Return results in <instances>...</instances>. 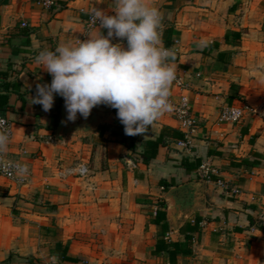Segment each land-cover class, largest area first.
I'll return each instance as SVG.
<instances>
[{"label": "crops", "instance_id": "0c3cea01", "mask_svg": "<svg viewBox=\"0 0 264 264\" xmlns=\"http://www.w3.org/2000/svg\"><path fill=\"white\" fill-rule=\"evenodd\" d=\"M43 1L0 0V72L20 86L19 94L6 93L4 115L12 129L6 155L29 169L24 183L0 177V264H30L27 258L32 264H170L166 253L150 254L156 241L184 242L180 229L196 219L198 232L187 233L193 253L177 256L175 264H264V0L220 6L150 0L162 15L163 47L164 31L172 29L168 48L176 50V72H185L187 89L173 84L170 100L189 97L192 130L180 128L172 111L145 135L126 136L117 110L102 104L96 129L58 138L61 96L49 112L31 104L36 84L52 81L35 57L95 35L99 27L86 25L93 10L114 15L115 5L54 0L55 7H46ZM232 33L240 34L238 43ZM213 41L217 48H205ZM220 52L231 53L228 63L217 60ZM228 106L247 108L238 123L220 121ZM167 128L186 138H173ZM164 129L155 158L144 163L145 143ZM202 162L215 171L211 182L196 176ZM77 163L88 166L85 178L58 176ZM158 210L169 228L164 235L153 223ZM57 244L70 260L57 257Z\"/></svg>", "mask_w": 264, "mask_h": 264}, {"label": "clouds", "instance_id": "9594fccd", "mask_svg": "<svg viewBox=\"0 0 264 264\" xmlns=\"http://www.w3.org/2000/svg\"><path fill=\"white\" fill-rule=\"evenodd\" d=\"M114 5V15L93 10V21L99 22L95 35L38 53L35 62L52 81L36 84L31 104L49 112L58 94L65 102L66 121L71 122L77 114L87 119L94 107L107 105L117 110L126 136L145 135L174 110L170 96L176 81L175 52L163 47L162 15L150 0H114ZM10 139L6 121L0 119V156L7 154ZM0 169L20 179L29 173L26 164L2 159Z\"/></svg>", "mask_w": 264, "mask_h": 264}, {"label": "trees", "instance_id": "16d2710c", "mask_svg": "<svg viewBox=\"0 0 264 264\" xmlns=\"http://www.w3.org/2000/svg\"><path fill=\"white\" fill-rule=\"evenodd\" d=\"M172 29L171 28H167L164 31L163 34V42H164V47L168 48L170 45V41H169V37L171 35ZM233 36V38L235 39V43H238L240 41V34L239 33H232L230 34ZM229 33H226L224 36V41L225 43L229 42ZM218 47V42L217 41H213L212 43L207 44V46L205 48H209V49H214ZM205 54V50L203 52ZM231 58V53L229 52H220L217 55V60L220 62H225L228 63V61ZM8 77V73L7 72H0V115L1 116H5V110L7 109V102H8V97H7V92H14L19 94V88L20 86L16 83H10L7 82L6 79ZM2 79V80H1ZM20 99L22 100V96L19 95ZM167 131L170 133V135L173 138H177L179 140H184L185 136L183 133L176 131V130H172V129H168ZM166 129L162 130V133L159 135V137L157 139H155L154 141H147L145 143V146L143 147V149L145 151H143L142 153V161L144 163H148L151 159L155 158L157 151H158V147L160 144L163 143V137L165 135ZM244 164H247V161H243ZM198 165V164H197ZM163 185H166V183L164 181L161 182ZM153 223L160 225L161 227V232L162 234H166L169 230L167 223L165 222V212L162 210H158L155 213V217L153 219ZM198 223L199 220L196 219L194 221V223L191 224H187L185 225L183 228L180 229L181 232H184L185 234V241L184 242H177V241H172L170 239L164 238V236H162L161 238H159L156 241V244L154 246V249L151 251V255L155 256V257H159V255L161 253H166L167 259L169 261L170 264H175L176 263V259L177 256L181 255V256H191L192 255V236L190 234L187 233H191V232H198ZM54 250L56 251V255L58 258H60L61 260H70L71 258L66 256V247H62L60 244L55 245ZM28 263L32 264L31 258H27Z\"/></svg>", "mask_w": 264, "mask_h": 264}, {"label": "built area", "instance_id": "2783aa9c", "mask_svg": "<svg viewBox=\"0 0 264 264\" xmlns=\"http://www.w3.org/2000/svg\"><path fill=\"white\" fill-rule=\"evenodd\" d=\"M42 4L46 7L56 6L54 0H44ZM86 25L88 28H91L93 26L99 27V22L98 21L94 22L92 15L87 19ZM184 76H185V72H181V73L176 72V81H174L173 83L181 91H185L187 89V84L185 82ZM170 102L174 105L173 118L179 123V127L186 130V132L192 130L196 126V120L192 117L191 114L189 97L186 94H181L177 101L173 102L170 100ZM246 109L247 108L244 106H240V107L228 106L224 110H222V113L220 114V121L236 124L243 118ZM0 119L6 121V127L12 136V129L9 120L5 116H1V115H0ZM178 144L181 146L185 145L184 141H180ZM0 159L9 163L20 162L23 164V162L19 158L9 157L6 154L0 156ZM88 173H89L88 166L81 163L73 164L71 166L61 168L60 170H58V176L62 179L85 178L88 175ZM214 175H215V171L212 170L210 166L205 162H202L197 168L196 176L200 180H203L205 182H211ZM28 176L29 173L26 177L20 179L14 174H8L7 172L0 169V177L6 178L8 180L24 183L27 180ZM215 184L220 187H223L224 189H227L226 184L219 178L215 180ZM234 192L238 193L237 190H235Z\"/></svg>", "mask_w": 264, "mask_h": 264}, {"label": "water", "instance_id": "95a60500", "mask_svg": "<svg viewBox=\"0 0 264 264\" xmlns=\"http://www.w3.org/2000/svg\"><path fill=\"white\" fill-rule=\"evenodd\" d=\"M62 104L59 112V121L55 129V138H58L59 135L64 134H88L100 124L102 120L100 119V112L102 110L101 106L98 105L92 109L91 115L84 119L79 114H77V119L74 122L66 121V110L65 102L61 97Z\"/></svg>", "mask_w": 264, "mask_h": 264}, {"label": "rangeland", "instance_id": "374dc122", "mask_svg": "<svg viewBox=\"0 0 264 264\" xmlns=\"http://www.w3.org/2000/svg\"><path fill=\"white\" fill-rule=\"evenodd\" d=\"M212 2L214 1L218 6H220L221 4L226 3V1L228 0H211Z\"/></svg>", "mask_w": 264, "mask_h": 264}]
</instances>
